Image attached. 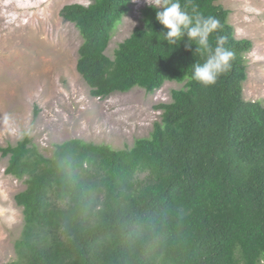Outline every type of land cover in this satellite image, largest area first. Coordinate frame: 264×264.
Returning <instances> with one entry per match:
<instances>
[{
    "label": "trees",
    "instance_id": "obj_1",
    "mask_svg": "<svg viewBox=\"0 0 264 264\" xmlns=\"http://www.w3.org/2000/svg\"><path fill=\"white\" fill-rule=\"evenodd\" d=\"M219 0H181L188 11L214 16L217 38L234 53L214 85L192 79L206 57L181 45L172 51L155 10L141 8L110 58L111 33L131 0L64 5L60 15L82 37L76 71L93 97L137 86L153 92L165 81L171 101L160 121L130 147L79 138L39 151L28 133L0 147L6 175L23 178L14 196L23 228L17 259L6 264H259L264 261V105L243 99L245 54L252 41L235 38L230 11Z\"/></svg>",
    "mask_w": 264,
    "mask_h": 264
},
{
    "label": "rangeland",
    "instance_id": "obj_2",
    "mask_svg": "<svg viewBox=\"0 0 264 264\" xmlns=\"http://www.w3.org/2000/svg\"><path fill=\"white\" fill-rule=\"evenodd\" d=\"M93 0H0V147L28 137L45 155L53 143L79 138L112 148L132 146L149 136L161 110L171 101V89L182 83L165 81L153 92L133 87L105 98L93 97L76 71L82 37L61 8ZM230 11L235 38L252 41L245 54L247 77L243 99L264 105V0H219ZM144 0H131L116 24L105 53L113 58L117 45L142 25ZM11 117L9 125L3 116ZM8 157L0 155V264L17 259L15 241L23 228L22 207L14 196L25 188L23 178L4 173ZM259 264H264L261 261Z\"/></svg>",
    "mask_w": 264,
    "mask_h": 264
},
{
    "label": "clouds",
    "instance_id": "obj_3",
    "mask_svg": "<svg viewBox=\"0 0 264 264\" xmlns=\"http://www.w3.org/2000/svg\"><path fill=\"white\" fill-rule=\"evenodd\" d=\"M144 3L155 10V20L163 26L159 33L166 46L173 51L181 43L190 50L195 45L193 53L206 57L203 63L192 65V79L197 83L205 87L214 85L218 77L231 68L234 53L223 46L224 38H217L215 48L209 41L210 35L221 27L214 16H204L195 8L189 12L181 0H144ZM10 121L11 117L5 114L3 123L7 126Z\"/></svg>",
    "mask_w": 264,
    "mask_h": 264
}]
</instances>
